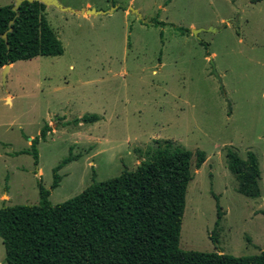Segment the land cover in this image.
Wrapping results in <instances>:
<instances>
[{
	"label": "rangeland",
	"instance_id": "rangeland-1",
	"mask_svg": "<svg viewBox=\"0 0 264 264\" xmlns=\"http://www.w3.org/2000/svg\"><path fill=\"white\" fill-rule=\"evenodd\" d=\"M57 1L68 11L45 6V17L64 53L15 62L4 81L0 68V207L36 205L38 183L51 204L64 202L170 140L193 154L179 249L264 251V0ZM85 115L100 119L74 122ZM46 124L35 166L20 151ZM229 150L257 156L259 197L238 193ZM69 153L78 158L51 189L52 169Z\"/></svg>",
	"mask_w": 264,
	"mask_h": 264
},
{
	"label": "trees",
	"instance_id": "trees-1",
	"mask_svg": "<svg viewBox=\"0 0 264 264\" xmlns=\"http://www.w3.org/2000/svg\"><path fill=\"white\" fill-rule=\"evenodd\" d=\"M260 0H252L253 3ZM12 4L0 6V68L36 57H56L64 53L61 41L48 24L45 6L23 2L19 16ZM14 20L10 26L9 22ZM98 115H85L75 123H94ZM51 130L44 125L29 149L38 165V143ZM195 169L205 161V153H195ZM191 151L174 146L170 140L158 146L134 170L95 181L78 195L57 204L48 200L50 192L38 183L36 205L0 207V239L6 264H264V251L248 257L219 252L179 249L186 190L193 179ZM77 156L69 155L52 169L51 189L59 186V171ZM227 168L237 182L239 194L259 197L260 170L255 153L246 159L229 150ZM217 220L221 219L216 200ZM264 215V209L261 211ZM215 247L216 237L210 236Z\"/></svg>",
	"mask_w": 264,
	"mask_h": 264
},
{
	"label": "water",
	"instance_id": "water-1",
	"mask_svg": "<svg viewBox=\"0 0 264 264\" xmlns=\"http://www.w3.org/2000/svg\"><path fill=\"white\" fill-rule=\"evenodd\" d=\"M23 2H28V3H32V2H39L41 4H43L44 6H53V7H56L57 9L61 10V11H68L67 8H63L57 0H13V3H12V6H11V10L15 13V17H18L19 16V12H18V9L20 7V5L23 3ZM136 13V11H134ZM85 13L87 14H92V15H99V14H103V12H99V11H96V10H86ZM14 23V20H11L9 22V25L11 26L12 24ZM12 31V28L9 27L8 31L7 32H11ZM7 32L3 33L0 35V37L3 39V40H7ZM209 61L212 65V70H213V74L219 78V76L217 75V73L215 72V69H214V66H213V60L212 58L210 57L209 58ZM8 68H9V65H5L2 69H3V81L5 80V76L8 72Z\"/></svg>",
	"mask_w": 264,
	"mask_h": 264
},
{
	"label": "crops",
	"instance_id": "crops-1",
	"mask_svg": "<svg viewBox=\"0 0 264 264\" xmlns=\"http://www.w3.org/2000/svg\"><path fill=\"white\" fill-rule=\"evenodd\" d=\"M7 1H8V0H7ZM7 3H8L7 5L12 4V3H13V0H11V1L7 2ZM48 8H49V7H47L45 10H47ZM85 11H86V10H85ZM17 62H18V61H17ZM11 67H12V64L9 65L8 72H7V73L10 72ZM9 98H11V97L8 96V97L6 98V101H7V99H9Z\"/></svg>",
	"mask_w": 264,
	"mask_h": 264
}]
</instances>
